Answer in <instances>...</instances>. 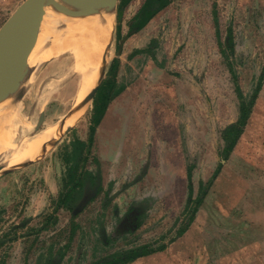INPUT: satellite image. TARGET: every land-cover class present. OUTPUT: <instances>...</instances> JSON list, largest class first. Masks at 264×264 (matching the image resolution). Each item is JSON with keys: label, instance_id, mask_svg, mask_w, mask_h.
I'll list each match as a JSON object with an SVG mask.
<instances>
[{"label": "rangeland", "instance_id": "obj_1", "mask_svg": "<svg viewBox=\"0 0 264 264\" xmlns=\"http://www.w3.org/2000/svg\"><path fill=\"white\" fill-rule=\"evenodd\" d=\"M27 1L0 0V30ZM120 1L118 0L114 13H111L113 37L107 46H110L111 58L105 72L118 56L121 36L134 31L137 24L135 16L145 0H132L129 10L118 12ZM175 1L177 2L161 14V19L153 23L147 33L149 38L154 34L157 37L153 46L156 54L129 59L127 55L135 46H124L119 79L129 82L139 77L143 84H158L162 95L176 94L182 98L177 92L182 95L184 89L191 92V127L194 130L184 132L186 145L188 136L192 145L189 163L200 162V152L203 155L202 168L194 172V177L198 180L200 177L210 178L219 162L218 120L213 115L222 117L226 109L234 106L232 103L236 95L220 64L213 21L214 0ZM239 1L220 0V16L225 22L233 21L237 31H246L247 8L239 6ZM89 5L86 3L84 7L73 11L77 12V18L84 19L99 12L98 8L92 6V9ZM257 11L261 13L260 10ZM262 16L263 14L257 16L256 20ZM258 29L260 28L257 26L256 31ZM117 32L120 36H117ZM242 41L241 44L245 42L244 52L241 47V53H245L244 60L247 59L248 41ZM61 56L34 70L38 75L46 71L45 73H51L55 77H67L64 83L48 88L35 107L32 103L24 105L25 112L31 113L35 119L36 126H39L43 115L45 119L42 126L67 115L68 119L60 129L79 116L74 112L69 117L74 109L73 95L86 78L70 71L69 54ZM246 64L244 62L243 67L241 66L240 74H244L242 70ZM132 70L136 75L126 79ZM256 77L250 72L249 78L244 80L243 89L246 94L250 95L255 89ZM199 96L206 97L207 109H200L199 101H195V98L200 100ZM196 103L197 108L194 106ZM201 105L203 106V99ZM92 107L93 102L90 101L79 121L81 124L78 123L73 131L53 143L41 159L0 175V264H107L115 261L118 254L130 251L133 247L161 248L179 236V231L187 221V217L183 215L182 201L185 188L176 185L173 189L168 182L184 177V155L177 158L176 165L169 163L159 166L155 163L146 184L129 191L126 196L122 197L118 192L119 186L114 185L115 187L105 191L109 201L102 198L90 202L101 191V185H98L100 180L91 179V175H88L90 171L92 176H96L97 165L93 155L87 156L86 147L77 146V143L78 137H85L86 140L89 138L88 120ZM200 110L206 115V121L202 118L200 122ZM79 127H84L85 131H78ZM76 165H81L79 180L72 179ZM76 173H79V169ZM112 183L115 184V181ZM239 189L243 193L246 191L243 187ZM198 190L199 187L196 190L199 193ZM223 190L233 192L234 187L225 185ZM168 194L180 198V201L168 200ZM141 198L152 201L146 202ZM133 203L135 207L126 217H121ZM71 205L76 213L69 209ZM145 212L146 217L143 218ZM135 226L139 228L132 231L131 228Z\"/></svg>", "mask_w": 264, "mask_h": 264}, {"label": "crops", "instance_id": "obj_2", "mask_svg": "<svg viewBox=\"0 0 264 264\" xmlns=\"http://www.w3.org/2000/svg\"><path fill=\"white\" fill-rule=\"evenodd\" d=\"M176 2L170 0L167 6L157 12L142 28H135L130 34L121 36L118 56L103 79H111L114 92H119L108 102L98 124L94 121L97 110L94 100L100 87L95 91L88 120L89 138L86 140L85 137H78L79 144L86 147L87 156L91 154L95 158V174L97 180H100L98 185H101L100 193L90 199V202L102 198L106 202L109 201L105 191L115 187L114 185L119 186L118 192L122 197L126 196L129 191L146 184L155 163L159 166L169 163L176 165L177 158L184 155V177L168 182L173 189L176 185L185 188L182 201L183 215L187 217V221L184 227L179 231V236L171 239L166 246L150 247L153 250L150 254L124 264H264V0L238 2L239 6L247 8L246 31H237L233 21L225 22L221 19L220 0L213 2L215 37L218 55L221 57L220 64L223 67L219 65L227 73L236 99L232 103L234 106L226 109L225 115H213L218 123L220 121L217 123V135L220 139L217 146L219 162L210 178L200 177L198 180L194 177V172L202 168L203 155L200 152V162L189 163L192 145L189 136L186 145L184 132L194 130L191 127V92L185 89L183 95L177 92L182 96V101L176 94L162 95L158 84H143L139 77L129 82L119 79L124 46H135L127 55L129 59L144 55L154 56L156 51L153 46L157 37L154 34L149 38L147 33L153 23L161 19V14ZM131 3L132 0L125 10H129ZM257 10L263 14L258 20L257 16L262 14ZM257 26L262 30L256 31ZM242 40L248 41L247 59L244 60L245 53H241V47L243 51L245 42L241 44ZM116 60L118 63L114 73H111ZM244 62L247 66L242 70L244 74H240ZM250 72L257 77L254 79L255 89L249 95L245 93L243 86ZM135 75L132 70L126 79ZM201 91L206 94L202 88ZM199 97L200 100L195 98V101H199L200 109H207L206 97ZM194 106L197 108V103ZM245 107L248 117L240 128L238 125ZM199 118L200 122L202 118L206 121V115L201 110ZM78 131H85V128L79 127ZM233 138H236L235 143L228 151ZM89 173L91 174L90 171ZM112 181H115V184ZM225 185H231L234 191L223 190ZM197 186L199 193L196 192ZM239 187L246 191L241 192ZM167 198L180 201V198L169 194ZM141 200L152 201L145 198ZM135 203L121 217H126L135 207ZM145 217L146 212L143 215V218Z\"/></svg>", "mask_w": 264, "mask_h": 264}, {"label": "bare ground", "instance_id": "obj_3", "mask_svg": "<svg viewBox=\"0 0 264 264\" xmlns=\"http://www.w3.org/2000/svg\"><path fill=\"white\" fill-rule=\"evenodd\" d=\"M90 2L99 5V12L84 19L73 14L67 16L65 29L54 47L45 53L36 48L31 57L32 68L14 75L0 76V167H19L41 159L62 132L78 124L85 114L88 103L105 75L111 58L107 46L113 37L112 11L106 7L110 6L113 0ZM80 4L81 0H78L76 5ZM71 7V10H76L74 5ZM16 34L17 27L13 24L7 25L0 36V49ZM63 54L70 55V71L86 78L73 95L74 109L69 115L70 117L75 112L79 116L71 119L61 129V125L68 119L67 115L37 129L35 119L31 113L25 112L24 105L32 103L35 107L41 102L48 88L64 83L67 77H55L51 73H45L46 71L38 75L33 67L37 68Z\"/></svg>", "mask_w": 264, "mask_h": 264}, {"label": "water", "instance_id": "obj_4", "mask_svg": "<svg viewBox=\"0 0 264 264\" xmlns=\"http://www.w3.org/2000/svg\"><path fill=\"white\" fill-rule=\"evenodd\" d=\"M77 1L78 0H28L20 7L0 30L1 36L2 31L7 25L13 24L17 27L16 36L0 49V76L14 75L28 68H32L30 65L31 57L36 48L44 53L53 48L65 29L67 16L70 14L76 16V13L71 10V6L74 5L76 8H82L88 3L98 9L100 8L99 5L92 4L90 0H81V4L77 6ZM117 4L118 0H113L112 6L106 7L114 13ZM42 36L43 39H41ZM109 51L110 46L107 49V52ZM38 67H33V70L38 69ZM44 119L45 116L43 115L37 129L42 126ZM74 126L68 127L63 131L54 143L66 135ZM28 163L30 162L23 165ZM15 169H17V167H0V175L7 174Z\"/></svg>", "mask_w": 264, "mask_h": 264}, {"label": "trees", "instance_id": "obj_5", "mask_svg": "<svg viewBox=\"0 0 264 264\" xmlns=\"http://www.w3.org/2000/svg\"><path fill=\"white\" fill-rule=\"evenodd\" d=\"M131 0H121L119 5H118V12H122L124 11L125 7L130 3ZM170 0H146L145 3L143 4L142 9L138 12L137 15V24H136V29H140L142 28L157 12H159L162 8H164L165 6H167V4L169 3ZM118 34V32H117ZM120 36V33L117 35ZM118 60H116L115 63H113V66L111 68V70L114 73V69H115V65L117 63ZM119 91H115L114 92V84L112 82L111 79H106L105 81H103L102 85L100 86L97 95L95 96V100L94 102L96 103V115L94 118L95 124H98L101 120V117L104 114V111L107 107L108 102L111 100V98L117 94ZM248 117V111L246 109V107L243 109V114H242V120L240 122V125H238V127L243 126V124H245L246 119ZM237 127V128H238ZM232 132H241V131H232ZM235 135V133H234ZM236 138H233L231 141L232 143H230L229 147L227 148V150L229 151L230 149H232L234 143H235ZM80 144L77 143V146H79ZM82 146V145H81ZM79 167L76 165L75 168L73 169V177L72 179L75 180H79L80 179V169H79V173H76V171L78 172ZM88 175H91L90 173H88ZM91 179H97V176L95 175H91ZM78 178V179H77ZM73 189V187H72ZM64 202H61V204H63ZM69 209L73 210V213L75 212L74 207L71 205L69 206ZM135 227L131 228V230L135 229ZM151 252H153L152 249H149L148 246H141L135 249H132L130 251L118 254L117 259L115 261H110L107 264H124L127 263L129 261L134 260L137 257H141V256H145L147 254H150ZM106 264V263H105Z\"/></svg>", "mask_w": 264, "mask_h": 264}]
</instances>
